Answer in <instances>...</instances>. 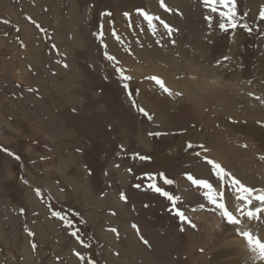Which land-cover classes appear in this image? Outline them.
<instances>
[{"label": "rangeland", "instance_id": "374dc122", "mask_svg": "<svg viewBox=\"0 0 264 264\" xmlns=\"http://www.w3.org/2000/svg\"><path fill=\"white\" fill-rule=\"evenodd\" d=\"M164 2L171 11L160 0H0V264H264L185 177L208 179L238 219L231 177L219 182L204 157L264 190V0H236L227 32L202 0ZM137 9L174 31L154 20L153 32ZM239 227L264 242V214Z\"/></svg>", "mask_w": 264, "mask_h": 264}, {"label": "snow or ice", "instance_id": "6c2138e0", "mask_svg": "<svg viewBox=\"0 0 264 264\" xmlns=\"http://www.w3.org/2000/svg\"><path fill=\"white\" fill-rule=\"evenodd\" d=\"M202 3L205 5V7L210 9L211 13H217L219 14V23L218 27L221 31L227 32L229 29H236L238 27V13H237V5L236 0H202ZM160 6L164 8L166 11H171L170 8L167 7L164 0H160ZM138 15L144 18V20L147 21L149 28L155 32V25L153 24L154 20H159L160 23L163 25V27L168 31V34L171 35L174 31L172 27H170L167 23H165L163 20H160L159 17H153L152 15H149L146 11L143 9H137ZM102 15L111 16L112 14L110 12L108 13H102ZM125 16H129V13L125 12ZM245 16L247 13L244 14ZM259 16L261 20H264V5L261 6L259 10ZM204 19L208 22V26L212 27V15L205 16ZM35 23V22H33ZM240 27L246 29L247 31L251 32V29L246 25H239ZM39 27V25H37ZM102 36V32L100 33ZM113 35H115V32L113 31ZM175 43V41H173ZM105 49L107 48V45H103ZM105 58L109 61H115V57L112 55H109L107 51L104 53ZM225 59H228V57H225ZM64 67H68L67 64L64 65ZM117 73L121 75V79L123 81H128L131 79L130 76L123 74V69L116 67ZM148 79L155 81L156 84L160 86L161 89H163L165 92H169L170 90L165 86L164 82L156 77L151 76ZM124 89L127 90L129 88V85L127 83H124L123 85ZM31 90V89H30ZM129 97H131L132 93L129 92ZM133 104L135 105V101H133ZM74 111V110H73ZM138 111H140L144 116H146L148 119H152L151 115L142 107L138 108ZM159 133H149V135H158ZM199 147L203 151H207V149L203 145H199ZM188 149H192L193 145L191 143H188L187 145ZM4 151H7V149H4ZM196 156H200L199 152L195 153ZM141 160H147L149 157L146 156H139L138 157ZM19 159V157H17ZM204 161L206 162V165H210V171L214 172L215 175L218 178L219 182H223V180L226 177H231V184L234 187L235 191L240 194L238 195V199L242 202L241 204L236 206V211L239 214L241 218H237L236 215L233 214L232 211L229 210V208L224 203V193L219 192L217 188L213 187L212 183H209L208 179L206 178H194V175L191 172H186L185 177L186 180L191 182L192 185L198 186L199 188L206 189L204 192V197L207 199L208 203L213 206V211H219L222 218H224L228 225L233 226V228L236 230L237 234L246 241L247 247L250 249V251L254 254H256V257L260 259L261 261H264V242H262L259 238L254 237L251 232L241 229L239 226L241 225L242 219L246 216L248 220L253 219H259L260 214H264V190H256L253 187H248L244 183L241 182L240 179L235 178L232 176L231 173H229L226 169L222 167V165L218 162H216L213 159H209L207 156L204 157ZM118 166V165H117ZM131 171V169H129ZM160 177L163 179V183L165 185H172L174 183L173 179L167 178L164 176L163 173L159 174ZM149 179L154 180L155 177L149 174ZM141 187V185H137V188ZM151 191L158 193L161 197L166 198L172 205V209L175 210L176 216L184 223L189 224L191 227H195V224H192V222L187 218V216L184 214V212L180 211L179 208H177V204L180 201V197L175 196L170 191L164 190L163 187L157 186L155 182L148 184L147 186ZM36 195H40L39 189L36 190ZM120 200L127 202L128 196L121 192L120 193ZM253 200L259 202V206L249 207L253 205ZM144 207H149L148 204H145ZM203 208L204 206L201 205ZM23 211V209H21ZM115 215V213H112ZM53 217H59L61 220H64L65 218L61 216L60 212L53 211L52 212ZM67 224L70 225L71 221H67ZM131 228L135 231L138 239L140 242L145 245L146 247H151L150 242L144 238L142 235L140 228L137 224L133 223L131 225ZM112 233L119 235L118 230L116 228L109 229ZM183 231V229H181ZM35 233L29 232V236H34ZM72 236H77V233L75 231L71 232ZM32 249L35 250L37 245L35 243H32L31 245ZM87 247V245H86ZM201 251H203L201 249ZM75 255L79 257L81 260L84 259V257L79 253L76 252ZM118 255V253H117ZM86 264H94V262H86Z\"/></svg>", "mask_w": 264, "mask_h": 264}]
</instances>
